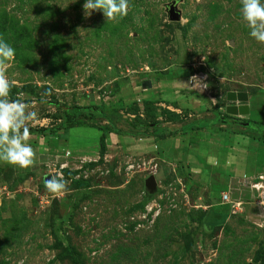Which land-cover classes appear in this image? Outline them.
Instances as JSON below:
<instances>
[{
	"label": "rangeland",
	"instance_id": "obj_1",
	"mask_svg": "<svg viewBox=\"0 0 264 264\" xmlns=\"http://www.w3.org/2000/svg\"><path fill=\"white\" fill-rule=\"evenodd\" d=\"M172 1L130 0L109 21L86 16L85 0H0V37L15 49L7 76L38 113L28 126H63L57 136L31 132L29 168L0 162V264H264V44L250 37L240 0H179L180 20L169 22ZM228 92L248 94L249 114L238 117L250 124L221 118ZM171 93L177 108L164 101ZM144 100L158 108L159 136L206 128L185 149L161 143L167 157L160 137L105 132L101 157L99 127L131 132L128 108L143 116ZM73 106L104 117L67 127ZM53 176L67 191L45 188Z\"/></svg>",
	"mask_w": 264,
	"mask_h": 264
},
{
	"label": "clouds",
	"instance_id": "obj_2",
	"mask_svg": "<svg viewBox=\"0 0 264 264\" xmlns=\"http://www.w3.org/2000/svg\"><path fill=\"white\" fill-rule=\"evenodd\" d=\"M240 15L249 29V35L264 44V2L262 0H240ZM130 0H85L83 9L88 16L93 11H102L109 21L122 19L128 14ZM15 59V49L0 37V162L19 169H27L34 163L35 151L27 142L31 135L29 123L38 118L30 105L20 99H10L14 82L7 76L10 62ZM195 78V77H192ZM45 91L41 103H47ZM50 193L67 191V181L53 176L45 180Z\"/></svg>",
	"mask_w": 264,
	"mask_h": 264
},
{
	"label": "trees",
	"instance_id": "obj_3",
	"mask_svg": "<svg viewBox=\"0 0 264 264\" xmlns=\"http://www.w3.org/2000/svg\"><path fill=\"white\" fill-rule=\"evenodd\" d=\"M187 28V27H186ZM15 94V88L12 87L11 88V92H10V97L11 99H17L14 96ZM58 109H60V106H57ZM69 111H65L64 112V122L63 125H66L67 127H74V126H82L85 124H89V125H94L92 124L94 122V120L96 118H102L104 117V114L102 112V110L94 107V106H86V107H81V106H73L71 109H68ZM140 108L137 104H132L129 106L128 108V114L133 115V119L130 121V123L133 125V123H137V125H141V128H139V130H136L134 128L137 127V125H133L130 126L131 127V132L129 131H121L118 128H115L113 126V124L109 121L110 127H106V128H102L99 127V129L101 131H103L102 135L100 136V156L103 157L106 153V145H105V132L110 133V134H114L117 136H127V137H138V138H148V137H160V138H165L168 136H171L174 134V132H168V133H162L160 136L159 131H156V126L160 123L159 119H158V108L155 107L154 102L150 101V100H144L143 101V116L140 113ZM160 116L162 117V119H165L166 116H169L168 120L169 121H173L175 120L173 117H176L177 114H174L173 112H170L168 110H161L160 111ZM219 115H216V117H218ZM223 120L225 119H233L234 122H236L237 124L240 123H249L246 120H242L240 118H235V117H231L229 115L226 114H222L221 117ZM250 124V123H249ZM257 124V123H254ZM262 126H264V124H261ZM63 126L58 125V126H53L50 128H37V129H32L30 128V132H34L40 135H45V134H49L51 136H57L58 132L62 129ZM148 129H153V131L148 134L147 131ZM198 130L200 129H204L203 126H198L197 127ZM134 131V132H133ZM158 133V134H157ZM67 173V172H66ZM74 184L76 185H86V183L82 180L80 181H75ZM207 229V228H205ZM69 255H74V250H72L71 248L69 250H67Z\"/></svg>",
	"mask_w": 264,
	"mask_h": 264
},
{
	"label": "water",
	"instance_id": "obj_4",
	"mask_svg": "<svg viewBox=\"0 0 264 264\" xmlns=\"http://www.w3.org/2000/svg\"><path fill=\"white\" fill-rule=\"evenodd\" d=\"M179 0H173L166 6L167 19L169 22H178L180 20V13L176 6ZM226 101L228 102L225 113L229 116H246L249 114L248 94L245 92H228L226 94ZM49 179V178H47ZM145 188L150 193H154L157 188L156 180L153 175H150L145 180Z\"/></svg>",
	"mask_w": 264,
	"mask_h": 264
},
{
	"label": "crops",
	"instance_id": "obj_5",
	"mask_svg": "<svg viewBox=\"0 0 264 264\" xmlns=\"http://www.w3.org/2000/svg\"><path fill=\"white\" fill-rule=\"evenodd\" d=\"M161 91V90H160ZM174 93V92H173ZM173 93H171V96H172V99H173V101L172 100H170V98H165L164 99V101L165 102H168V103H170V104H172V105H174V106H176L175 108H177V105H180V104H178L177 103V101H178V95L179 94H173ZM175 93H177V92H175ZM164 97H169V95L168 96H164ZM180 107V106H179ZM181 108V107H180ZM177 110H179V109H177ZM180 111V110H179ZM239 118V117H238ZM225 120H230V119H225ZM233 121V120H232ZM236 124V123H235ZM187 125H189V127H187ZM198 126H201L200 124L198 125V124H196V123H184V124H179V125H176V126H174V127H170V128H165L164 130H162L161 132L162 133H168V132H174V134L173 135H171V136H168V137H165V139H159V140H156V142H158V149L159 150H161V151H159L158 150V156H160V157H162V155H164L165 157H167L166 155H169V154H166L165 153V147H161V143H164L165 141H168V140H172L173 139V141H175V143L177 142V143H179L181 146H180V149H185L186 148V146H187V144L189 145L191 142L190 141H188L187 143L185 142L184 143V138L185 137H188V136H190L191 134H192V132L194 131H199L198 129H197V127ZM206 127H204V129H205ZM200 130H202V129H200ZM160 133V132H159ZM187 134V135H186ZM181 138L183 139V140H181ZM154 140L155 139H151V138H147V139H144L143 141H145V143L146 144H148L147 142H151V141H153L154 142ZM178 141H180V142H178ZM135 142V141H134ZM176 143V144H177ZM179 148V147H178ZM175 152H177L176 150H175ZM176 154V153H175Z\"/></svg>",
	"mask_w": 264,
	"mask_h": 264
},
{
	"label": "built area",
	"instance_id": "obj_6",
	"mask_svg": "<svg viewBox=\"0 0 264 264\" xmlns=\"http://www.w3.org/2000/svg\"><path fill=\"white\" fill-rule=\"evenodd\" d=\"M133 166H131L132 168ZM222 199L223 200H227L228 199V196L226 194H222ZM154 207V206H153ZM146 211H147V214H149L150 211H152V207L151 206H147L146 207Z\"/></svg>",
	"mask_w": 264,
	"mask_h": 264
}]
</instances>
